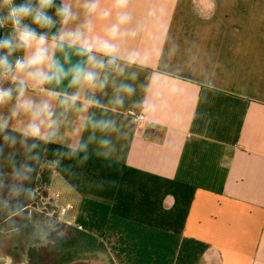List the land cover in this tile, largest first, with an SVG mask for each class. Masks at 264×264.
<instances>
[{
	"label": "crops",
	"instance_id": "crops-1",
	"mask_svg": "<svg viewBox=\"0 0 264 264\" xmlns=\"http://www.w3.org/2000/svg\"><path fill=\"white\" fill-rule=\"evenodd\" d=\"M57 1L76 15L61 28L90 20L92 41L130 16L113 41L123 72L96 69L73 47L55 51L65 70L106 71V88L71 85L70 73L26 92L55 113L51 129L37 121L36 139L59 220L101 238L114 264H264V0H128L122 10L100 0L91 17L86 0ZM89 117L114 129L85 127ZM32 119L22 113L9 131L23 135Z\"/></svg>",
	"mask_w": 264,
	"mask_h": 264
},
{
	"label": "clouds",
	"instance_id": "clouds-1",
	"mask_svg": "<svg viewBox=\"0 0 264 264\" xmlns=\"http://www.w3.org/2000/svg\"><path fill=\"white\" fill-rule=\"evenodd\" d=\"M114 2L115 7L122 10L127 7L128 0H114ZM6 3L11 4V0H6ZM99 4L100 0H86L84 4L86 14L89 17L96 14ZM53 7H55V16L59 18L60 25L66 27L76 19L70 5L62 2L57 6L56 0H23L19 4H11L7 12L0 15V27H5L9 23L12 25L11 31L0 39V106L15 102L9 116H0V135H3L5 142L12 146L15 145L16 138L7 134L10 120L19 117L22 113L30 112L33 117L23 133L25 147L35 148L37 146L34 143L27 145V138H36L41 134V123H38V120L46 118L50 129L57 125V121L54 119L55 113L47 101L37 106L34 101L25 99L29 85L43 87L45 84L53 82L59 84L64 77L71 73V85L88 83L100 89L108 86L109 78L106 71L102 74L101 71L89 70L83 63H77L71 69L65 70L55 55L56 50H62L65 46L73 47L77 49L79 55L86 56L88 63L93 64L96 69L106 70L111 67L123 72V69L117 64L119 50L113 41L119 34L120 25L130 20L127 13L121 12L118 23L109 29L111 39L98 38L96 41L88 39L86 33L92 27L90 20L71 31H64L62 27L52 33L50 38L49 31L57 25V20L48 13V10ZM99 15L101 18H106L110 12L104 10ZM28 19L31 20L32 24L49 31L38 33L30 24L25 23ZM21 51L28 54L16 56L15 59L12 58L14 53ZM97 52L101 56L107 57V61L97 59L95 55ZM6 83L9 84L8 87L4 86ZM120 90L129 93L133 91L129 85H121ZM48 92L50 96H59L52 90H48ZM78 99V94L71 97L65 95L60 99V103L62 105H67L70 102L75 104ZM114 102L122 104L123 101L117 98ZM91 103H99V101L93 99ZM87 108L88 104H85L80 110L84 111ZM89 126L94 130L103 132L114 129L115 125L110 120H96L89 117L85 127ZM100 143L107 145L109 141L104 139ZM87 146V143H82L78 148H73L72 151H86Z\"/></svg>",
	"mask_w": 264,
	"mask_h": 264
},
{
	"label": "trees",
	"instance_id": "trees-1",
	"mask_svg": "<svg viewBox=\"0 0 264 264\" xmlns=\"http://www.w3.org/2000/svg\"><path fill=\"white\" fill-rule=\"evenodd\" d=\"M3 1L6 3V0ZM21 2H23V0H11V4H19ZM6 4L11 7L10 3ZM56 5H60L57 0ZM48 13L57 20L56 27L52 28L50 31L32 24L30 19L26 20L25 23L30 24L38 33L49 31V36L51 38V34L60 29L62 25L59 23V18L55 16V7L49 9ZM7 134L16 138V142H19L20 149L16 154L8 156L3 155V152L0 151V178L6 175L5 170L9 173L11 171H17L20 164H23V162L27 163L29 169L35 164V170L41 173V175L36 178V182L38 184L41 182L42 189L47 190L51 179V170L41 163L45 145L44 141L29 137L27 138V145H32L34 143L37 146L35 148H28L25 147L23 143V135L9 130H7ZM4 146L9 150L13 148L12 145L5 142L3 135H0V149ZM9 185L10 182H6L2 187L3 200H0V224L5 225L6 230L12 231L10 219L20 215L24 210H22L21 207L14 206L12 208L13 212H9L10 207H7L4 201L6 196L10 194ZM21 221L25 220L21 219ZM49 240L46 248L39 249L41 246H37L29 249L26 255L28 264H98L105 258L109 260V264H114L101 238L95 237L63 222H52Z\"/></svg>",
	"mask_w": 264,
	"mask_h": 264
},
{
	"label": "rangeland",
	"instance_id": "rangeland-1",
	"mask_svg": "<svg viewBox=\"0 0 264 264\" xmlns=\"http://www.w3.org/2000/svg\"><path fill=\"white\" fill-rule=\"evenodd\" d=\"M9 7L10 5L0 0L1 14H5ZM10 25L9 23L3 27L4 35L11 31ZM12 58L15 59L14 54ZM4 86L8 87L9 84L6 83ZM12 106V103L0 106V116H9ZM19 149V142H16L11 150L5 146L2 147V154L14 155L19 152ZM35 166L34 164L29 169L27 163L23 162L17 171L9 173L5 170L6 175L0 178V200H3L2 187L6 182H10V194L4 200L7 207L11 209L8 208L9 212H13L14 206L24 210L20 215L10 219L12 231L6 230L5 225L0 224V264H28L26 255L29 249L37 246H41L39 249L46 248L50 241L52 222L60 221L49 190L42 189L41 182L40 186L36 182V178L41 173L35 170ZM21 219L25 221H21ZM98 264H109V260L105 258Z\"/></svg>",
	"mask_w": 264,
	"mask_h": 264
},
{
	"label": "built area",
	"instance_id": "built-area-1",
	"mask_svg": "<svg viewBox=\"0 0 264 264\" xmlns=\"http://www.w3.org/2000/svg\"><path fill=\"white\" fill-rule=\"evenodd\" d=\"M9 28L11 29L12 25ZM130 119L137 125L145 123V117L142 114H130Z\"/></svg>",
	"mask_w": 264,
	"mask_h": 264
},
{
	"label": "water",
	"instance_id": "water-1",
	"mask_svg": "<svg viewBox=\"0 0 264 264\" xmlns=\"http://www.w3.org/2000/svg\"><path fill=\"white\" fill-rule=\"evenodd\" d=\"M2 31H3V27H0V39H2Z\"/></svg>",
	"mask_w": 264,
	"mask_h": 264
},
{
	"label": "flooded vegetation",
	"instance_id": "flooded-vegetation-1",
	"mask_svg": "<svg viewBox=\"0 0 264 264\" xmlns=\"http://www.w3.org/2000/svg\"><path fill=\"white\" fill-rule=\"evenodd\" d=\"M0 15H2L1 13H0ZM4 37V31H2V38Z\"/></svg>",
	"mask_w": 264,
	"mask_h": 264
}]
</instances>
